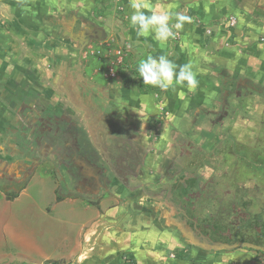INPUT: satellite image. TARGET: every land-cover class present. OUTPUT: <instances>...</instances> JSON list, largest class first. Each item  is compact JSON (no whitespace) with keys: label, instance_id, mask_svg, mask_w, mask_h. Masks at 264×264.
Segmentation results:
<instances>
[{"label":"crops","instance_id":"crops-1","mask_svg":"<svg viewBox=\"0 0 264 264\" xmlns=\"http://www.w3.org/2000/svg\"><path fill=\"white\" fill-rule=\"evenodd\" d=\"M138 2L148 5L141 9L147 15H151L153 10L157 13L167 10L169 13L190 17L191 23L186 22L182 29H175L172 26L177 20L174 15L170 16L169 26L175 35L161 42L155 39L154 32L147 36H137L136 29L130 24V16L134 10L130 7L129 0H0V93L6 87L13 92L15 87L20 89L22 84H26L31 89L36 87L38 91L44 92V99L49 100L58 96L57 84L62 90L69 84L76 87L79 80L75 76L77 55H74L75 42L71 39L73 35L69 33V28L75 27V23L89 31V35L90 32L95 34L97 38L92 44L113 41L115 45H130L140 61L149 55L154 58L164 55L178 66L177 71L179 66L191 64L198 80L195 90H190L186 82L177 85L175 90L170 88L167 91L145 85L134 75V68L140 61L131 67L135 53L131 54L128 67L121 70L118 80H108L103 74L100 76L104 79L95 81L94 78L98 79V75L90 74L88 69L87 72L83 70L87 79L91 78L99 85L114 88L134 101L146 129V140L148 141L150 133L154 135L149 141L150 147L143 166L136 170V177L120 193L90 197L83 191H74L75 193L70 192L64 198L61 195L56 197L57 205L81 204L84 212L91 211L93 214L88 219L83 218L78 224L71 246L64 250L59 259L43 253L40 254V260L29 256L25 258L37 262L52 260L63 264H124L127 257L133 264H225L231 261V264H264L259 260L261 257H258L264 256L261 252L244 247L220 248L218 243H230L220 239L209 229H214L209 225L218 224L208 215H194L199 225L197 228V224L173 210V203L164 205L163 202L156 201L157 197H149L145 192L136 196L140 187L156 189L169 185L168 180L174 179L173 176L165 179L162 171L164 157L167 155L165 148L169 143V125L162 124L160 117L167 118L169 122L178 112L184 115L191 105H211V101L220 96H212V88L220 91L223 77L246 75L261 82L257 75L264 77V29L259 27L257 20L238 9L233 0ZM120 7L122 10H119ZM234 8L240 12L242 23H245L239 29L236 28ZM4 10L8 12L5 17L2 15ZM232 17L236 19L235 26H231ZM108 22L118 23L115 26L121 29L120 38L104 32L101 25ZM87 31L83 32L84 37L87 36ZM8 66L11 71L7 73L5 69ZM23 76L25 79L14 85L12 80ZM201 86L209 94L200 95L198 87ZM149 97L157 98L156 102L160 107L157 108L154 102L149 101ZM17 99L18 97L12 99L7 94L4 98L0 96V119L17 109ZM73 100L79 108L85 109L82 98L74 97ZM146 115L151 119L148 122L143 120ZM150 127L159 130L158 133L149 131ZM107 154L110 155L109 150ZM110 156H107L108 163L113 167L115 163ZM42 172L36 175L37 180L54 182L56 174L50 168L42 169ZM132 184H136L138 189L130 188ZM58 188L55 192H58ZM134 196L138 197L136 205L129 199ZM110 201L113 203L109 204ZM191 203L186 201V207ZM128 206L133 207L132 210H127ZM5 232L13 238H18L19 235L21 241H14L23 247L34 248L29 239L17 235L14 229L7 226ZM240 241L233 238L231 245L241 243ZM36 251L41 252L38 249ZM225 252L233 253L234 259Z\"/></svg>","mask_w":264,"mask_h":264},{"label":"flooded vegetation","instance_id":"flooded-vegetation-1","mask_svg":"<svg viewBox=\"0 0 264 264\" xmlns=\"http://www.w3.org/2000/svg\"><path fill=\"white\" fill-rule=\"evenodd\" d=\"M233 1L238 9L257 20L259 27L264 29V0ZM69 30L75 42L74 55H77V86L73 88L69 84L62 90L57 84L58 96L49 100H45L44 92L36 87L29 88L25 94L13 95L18 97L17 109L12 111L11 117L0 119V180L14 186L34 178L42 169L50 168L66 184L69 193L83 191L90 197L118 194L143 166L154 134L150 133L146 140V129L134 101H126L124 94L114 88L99 85L84 76L83 70L87 72V69L80 53L96 40L95 34L90 32L89 35V31L78 27V23ZM83 30L87 31L85 37ZM100 77L94 80L101 81ZM14 79L12 82L16 85L25 76ZM222 79L220 96L211 101V105H191L184 115L178 112L169 122L160 117L162 124L169 125L170 153L164 157L162 171L165 179L173 176L174 179L167 182L170 184L156 189H138L136 184L130 187L138 189L136 196L145 192L149 197H157L156 201L164 205L173 203V210L193 224L196 223V214L202 213L212 219L207 212V203L214 196L208 197L207 192L205 198V191L209 188L214 191L213 181L217 176L211 160L215 158L217 161L216 151H223L220 150L223 142L232 139L235 119L242 112L251 110L239 103L255 92H264V82L246 75ZM37 91L39 95L34 93ZM74 97L84 100L85 109L77 106ZM108 150L111 156L107 154ZM107 156L115 163L113 167ZM186 201L192 202L188 208ZM217 224L209 225L214 227L209 229L218 232L229 227H226L227 221L220 219ZM263 239L264 234L256 240L252 238L258 244Z\"/></svg>","mask_w":264,"mask_h":264},{"label":"rangeland","instance_id":"rangeland-1","mask_svg":"<svg viewBox=\"0 0 264 264\" xmlns=\"http://www.w3.org/2000/svg\"><path fill=\"white\" fill-rule=\"evenodd\" d=\"M234 10L231 11H234L237 17L236 28H242L245 23H242L240 12L235 8ZM5 14L8 12L4 10L3 17L6 16ZM116 24L118 25V23H102L101 27L107 35L114 34L120 38L121 29L119 26H115ZM87 49L88 47L85 48V50ZM85 50L81 53V61L88 72L98 76L105 74L107 61L99 58L86 60ZM134 53L135 55H133ZM132 55L134 56L131 63L133 68L140 58L137 59L134 50ZM257 78L264 82L263 75L261 77L257 75ZM198 90L200 95L209 94L205 92L206 88L203 86L198 87ZM212 91L214 97L216 94H220V91H217L215 87L212 88ZM148 100L154 102L157 108L160 107L156 102L157 98L149 97ZM239 104L251 110L242 112L235 119L236 124L231 133L232 139L223 142L220 147V150L223 151H216L217 161L214 160L215 158L211 160L212 167L217 170V176H214V191L213 188L211 191L210 188L205 191V198L207 192L208 197L214 196L209 201L210 207L207 212L211 215L212 220L220 219L225 223L227 221L226 227L229 225L228 228L218 230V232L211 230L220 239L231 244V240L239 235L241 243L254 244L264 250V241L258 244L252 240V238L256 240L259 235L264 234V92H255L246 96ZM143 120L148 122L151 119L146 115ZM150 131L158 133L159 130L151 128ZM169 146L167 143L166 154L170 153ZM57 187H59L58 192H55ZM68 193L66 184L61 179L59 180L58 176L54 177V182L39 181L35 176L14 186L0 180V264H63L52 260L37 262L33 259L40 260L41 253L59 259L64 250L71 246V241L75 238L79 228L78 224L83 218L88 219L90 215H93L91 211L84 212L80 207L81 204L72 206L63 203L57 205L56 197L61 195V198H64ZM129 199L133 205H136L138 197H129ZM112 203L113 201H110L109 204ZM204 204L205 202L202 203V206ZM132 208L126 207L127 210H132ZM7 226L14 229L17 235L20 234L29 239L35 249L25 248L18 242L16 243L14 239L21 241V237L19 235L18 238L11 237L5 232ZM231 226L232 228H230ZM252 226L255 227L252 228ZM196 227L198 228L199 225L197 224ZM199 231L202 230L199 229ZM206 237L211 241L209 236L206 235ZM212 242H214L213 239ZM36 249L41 252H37ZM25 256L33 259H26ZM230 257L234 259L233 253ZM258 257H261L259 260L264 262V256L258 255ZM231 263L232 261L225 264Z\"/></svg>","mask_w":264,"mask_h":264},{"label":"clouds","instance_id":"clouds-1","mask_svg":"<svg viewBox=\"0 0 264 264\" xmlns=\"http://www.w3.org/2000/svg\"><path fill=\"white\" fill-rule=\"evenodd\" d=\"M130 7L134 10L130 16V24L136 29L137 36H147L150 32L155 33V39L164 42L170 37H174L175 29H182L184 23H191V18L180 13H169L167 10L157 13L153 10L151 15L145 14L142 8H147V4H141L138 0H129ZM174 15L177 22L170 27V16ZM161 55L159 58H154L149 55L146 59L140 61L137 71L145 85H151L159 88L162 91H167L170 88L175 90L177 85H182L184 82L190 90H195L198 85L196 74L192 71L191 64L179 66ZM163 135V134H162Z\"/></svg>","mask_w":264,"mask_h":264},{"label":"built area","instance_id":"built-area-1","mask_svg":"<svg viewBox=\"0 0 264 264\" xmlns=\"http://www.w3.org/2000/svg\"><path fill=\"white\" fill-rule=\"evenodd\" d=\"M119 10H122V8L120 7ZM230 22L231 26L236 25V19L234 17L230 19ZM210 33L209 31L208 34ZM132 52V47L130 45H115V42L107 41L96 45L90 44L84 56L86 60L90 58H99L100 60L106 59L107 69L104 76L108 80L113 81L118 80L121 75V70L128 67Z\"/></svg>","mask_w":264,"mask_h":264},{"label":"trees","instance_id":"trees-1","mask_svg":"<svg viewBox=\"0 0 264 264\" xmlns=\"http://www.w3.org/2000/svg\"><path fill=\"white\" fill-rule=\"evenodd\" d=\"M138 67V66H137ZM137 67H135L134 68V75H136L138 78H139V80L141 81V82H143V80H142V78L139 76V73H138V71H137ZM6 72L8 73L9 72V66L8 67H6ZM11 71V70H10ZM26 81V80H25ZM9 89H12V88H9ZM15 90H13V92H12V90H10V91H8V89H7V87H6V90L5 91H1V93H0V96L1 97H3L4 98V96L7 94V96L9 97V96H11L12 97V99H15V97L13 96V95H15V94H18V93H21V94H25V92H28L29 91V87L28 86H26V84H22L21 85V87H20V89H17V87H15L14 88ZM17 90V91H16ZM35 94H37V95H39V92L37 91V92H34ZM27 94V93H26ZM124 99H126V101L127 100H129V101H131V99H128V97H124ZM15 101H18V99L17 100H15ZM8 105H9V103H8ZM9 113V115L7 114V116L5 115V117H11L12 116V112H8ZM10 120H8V122H9ZM2 127H4V126H2ZM15 198V197H14ZM131 263H134L133 261H131L130 260V258L129 257H127L126 259H125V262H124V264H131ZM57 264V263H56ZM59 264V263H58Z\"/></svg>","mask_w":264,"mask_h":264},{"label":"water","instance_id":"water-1","mask_svg":"<svg viewBox=\"0 0 264 264\" xmlns=\"http://www.w3.org/2000/svg\"><path fill=\"white\" fill-rule=\"evenodd\" d=\"M84 46L81 48V51H83ZM218 243V242H217ZM216 244V243H215ZM218 246H220V248L225 249V248H229V247H244V248H248L251 249L255 252L261 251L263 252L262 254L264 255V250L261 247H258L254 244H248V243H237V244H228V243H218Z\"/></svg>","mask_w":264,"mask_h":264},{"label":"bare ground","instance_id":"bare-ground-1","mask_svg":"<svg viewBox=\"0 0 264 264\" xmlns=\"http://www.w3.org/2000/svg\"><path fill=\"white\" fill-rule=\"evenodd\" d=\"M10 232H11V230H10ZM12 235V234H11ZM14 236H16V235H14Z\"/></svg>","mask_w":264,"mask_h":264}]
</instances>
